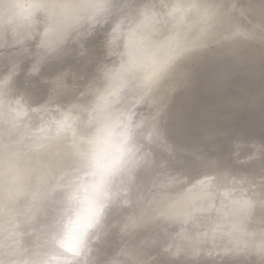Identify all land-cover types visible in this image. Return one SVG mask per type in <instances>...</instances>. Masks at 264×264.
<instances>
[{"label":"bare ground","instance_id":"1","mask_svg":"<svg viewBox=\"0 0 264 264\" xmlns=\"http://www.w3.org/2000/svg\"><path fill=\"white\" fill-rule=\"evenodd\" d=\"M148 2L149 0H123V7L127 4L132 5L130 9L122 12L121 16L124 19L129 17L128 21L131 22L136 16L144 15L148 18L146 25L140 27H135L136 24L129 25L127 39L129 38L130 50L135 34L148 33L151 35L154 31V34L158 35L161 29L157 26L163 24L166 29L168 21L174 17L176 27L171 29L173 31L170 35L180 31L184 24H188L191 29L189 28L183 37H181L182 34L178 35L181 38L177 43L174 41L176 38L172 41L165 39L164 42L167 41L169 47L167 46L165 52L157 55L153 64L148 65L145 75L151 74L157 68H164L166 66L163 64L164 61L169 60L172 54L189 71L184 86L170 92L166 108L164 144L154 152L151 161L137 172L130 197L131 203L125 208L114 211L116 224L109 236L102 241L101 250L104 252L107 244L111 247L116 242V234L119 230L123 234L131 229L126 239L123 236L120 237L119 244L109 254L112 255L114 251L126 246H134L145 264H158L161 260L160 254L165 253L169 258L175 255L177 250L174 238L177 232L184 229L194 230L190 227V220L186 223L183 219V215L189 214L187 209L193 206L196 210H202L206 206L199 207L200 205H209L204 212H209L212 208V210L216 209L217 214H228L229 221L223 225L220 224L223 227L218 231L219 243L216 247L209 250V253L202 254L200 258L193 256L195 259L202 260L198 264L202 262L264 264V192H260L264 187V151H262L264 135L261 133L262 127L259 123L247 134L244 130L245 126H241L239 132L234 130L235 120L243 115L247 114L249 117L258 115V118H264V40L261 39L264 36V0H254L251 6H244L239 0H176V3L174 2L168 8H164L162 4H158L157 8L149 7ZM177 6L182 10L186 7L187 15L184 11L185 14L174 16L173 13ZM192 13L194 17L190 23H187V16ZM87 14L86 11L67 9L54 18L55 22L43 16L38 18L35 38L25 41L24 47L34 52L35 45L40 39L38 33L49 25L56 30L53 38L59 39L60 43L39 74L42 73L39 85L48 89L49 96L43 98L33 95L36 102L49 99L55 91L59 94V99H62L63 104L78 103L79 105V102L87 101L85 98L87 95L92 94L91 90L87 89V83L78 88L81 86L79 82L84 79L85 75L78 74L76 70L79 59H81L76 55L83 54V66L88 67V63L92 65L96 60L93 50L98 51V46L103 45L107 51L100 54V60L104 61L99 66L102 68L106 63V57L109 56L108 50L110 52L116 48L113 47V43H117L118 39L115 41L113 39L112 44L108 42V45H105L100 37H96L99 36L98 32L101 29L85 24L90 17ZM92 16L95 23L101 22L102 18L103 22H108L107 16H109L110 23L121 24V18L117 20L111 15H100V19ZM87 30L92 36L82 40ZM123 30L124 28L120 26L115 28L118 38ZM94 36L95 39L97 38L95 41ZM110 39L111 36H109ZM17 45L13 47V51ZM96 45L98 46L95 47ZM18 46L17 50H21L20 45ZM129 47L122 51L128 52ZM144 47L147 48V46ZM20 59L24 60L21 67L27 70L31 61L24 56ZM167 71L168 69L160 80ZM34 79V77L31 78L35 82ZM183 92L189 96L181 95L178 101H175V94ZM65 98L68 99L64 101ZM194 108L197 109L195 115L191 112ZM246 109L249 112H245ZM231 122L232 124L228 126ZM178 131L183 134L176 135ZM229 132L236 133L233 134L237 137L235 142L233 137L229 138ZM190 137L194 139L193 142L196 145L186 144L184 139ZM225 140L234 142L231 144L233 153L228 160L221 161L219 155L225 149L218 144H222ZM206 141L213 142L209 149L202 145ZM19 148L16 151H18L21 168L36 166L41 173L53 178L70 167L72 162L71 146L67 140L52 142L29 162H27L25 150ZM213 150L216 154L209 155L213 153ZM176 166L179 167L177 171ZM237 172H243L246 177H249L246 190L253 189L250 194L248 191H242L245 189L243 186L238 191L235 189L234 192L239 193L230 191L232 194L222 196L217 208L215 204L218 202L212 201L208 186L212 185L214 190L220 186L226 188L230 183L226 182L224 186L222 177L227 174L228 179H235ZM163 188L174 190L170 193L167 190L166 193L169 194H165V198L155 202L157 194ZM228 188L234 190L231 187ZM170 194L179 196V199H167ZM252 196L253 199H251ZM183 197L189 200L188 204L179 201ZM152 202H155V206ZM176 202L178 204L174 206ZM244 202H247L246 207H242ZM26 203L25 199L20 198L11 209L18 224L16 239L20 252L30 245L35 232L43 223L45 212V207L40 201L33 202L27 208ZM172 206H174L173 210ZM194 211L192 209L191 213ZM233 212L236 213L231 214ZM232 217L235 219L233 220ZM165 218L172 221L167 224ZM176 223L180 224V229L169 235V227L172 230ZM125 224L128 227L122 231ZM159 231L163 233L162 235L168 234L162 238L166 245L160 244L164 246L161 248L156 245L150 250L152 244L158 243L162 236ZM180 254L182 255V252ZM169 258L167 262L165 260L161 264H176V261H180Z\"/></svg>","mask_w":264,"mask_h":264},{"label":"clouds","instance_id":"2","mask_svg":"<svg viewBox=\"0 0 264 264\" xmlns=\"http://www.w3.org/2000/svg\"><path fill=\"white\" fill-rule=\"evenodd\" d=\"M67 9L100 10L117 20L124 11L123 0H0V264H145L134 246L108 255L101 245L115 227L114 211L131 203L137 172L164 144L170 92L184 86L189 70L171 66L129 101L98 90L86 106L62 104L55 91L38 103L31 78L60 41L49 25L38 33L34 52L24 43L35 38L39 17L55 22ZM16 44L21 50L13 51ZM21 56L31 61L27 70ZM57 140L70 143L72 161L59 176L19 166L18 146L34 156ZM20 198L26 208L35 201L45 207L23 252L11 212Z\"/></svg>","mask_w":264,"mask_h":264},{"label":"rangeland","instance_id":"3","mask_svg":"<svg viewBox=\"0 0 264 264\" xmlns=\"http://www.w3.org/2000/svg\"><path fill=\"white\" fill-rule=\"evenodd\" d=\"M239 1L244 6H251V4H253V2H254V0H239ZM174 2L176 3V0H149L147 6L157 8L158 4H162L164 8H168L170 5H173ZM131 6H132L131 4L125 5L124 10L130 9ZM185 9H187V8L184 7V9L182 10L181 7L177 6L173 15L178 16L179 14H183ZM189 10H191V9H189ZM86 12L88 13L87 15H90V17L87 19L88 21H87V23L85 22V24L87 26L92 25L96 29H101L98 32L99 36H96L97 38L100 37V40L105 45H108V42H110L112 44L113 41H115L116 39H118V40H117V43L116 42L113 43V47L114 48L116 47V48L111 50L110 52L108 50L109 56L106 57V61H105L106 63L102 68L99 66L101 64H103L104 61L100 60V56H101L100 54H103L105 51H107L106 48L104 49L103 45L98 44L99 46L98 45L95 46V47L98 46V51L95 49L93 50V54H95L96 60H95V63H93L92 65L88 63V65H89L88 67L83 66V62H82L83 58L82 57L84 55L83 54L80 56L76 55L77 57L81 58V59H79V61H80L79 64L76 63V64H78L77 65L78 69L76 68V70L78 71V74L85 75L84 79L81 82H79V85H81V86H79L78 88L85 86V84L87 83L86 84L87 89H89V91L91 90L90 92L92 93V94L87 95L85 97L87 100L85 103L79 102V105L82 104L80 106L87 104V102H89L92 99L94 93L98 90H103L110 97L122 99L123 101L132 100L133 98L138 96L140 85H142V84L143 85H153V84L159 82L163 73L166 72V69H169L171 66H173L177 63H181V61L179 59H175L173 57V54H172L171 57H169V60L164 61L163 64L166 65V66H164V68L163 67L157 68L151 74L145 75V72L148 68V65L153 64L152 62L155 61L158 54H162L163 52L166 51V47L168 46L167 45L168 39H170L169 41H172L176 38L174 41L177 43L179 41V39L181 37H183L189 31L190 26L188 24H184V27L180 31L177 32L178 34L172 33V35H170V32L173 31L171 29H175V27H176L175 19L173 17V18H171V20L168 21V27H166V29H164L163 24H161L160 26H157V27H159V29H161V33L158 35H156V33L154 34V31L152 33L153 35L152 34L149 35L148 33L147 34L146 33L135 34L134 38H133L134 43L132 44L133 46H132V49L130 50V47L128 46L129 38L127 39L128 35H129V30H128L129 25H135L136 24L135 27H140L141 25H146L147 20H148L147 17H145L144 15L136 16V17L132 18V21L130 22V21H128L130 19L129 17L128 18L126 17L124 19L123 16H120L121 24L117 22V25H116V22L110 23L109 20H111V18H109V16H107L108 22H103L104 21L103 18H102L101 22H99V23L93 22L94 20L91 18V15H93L92 17H94L96 19H97V17L100 19V10L86 11ZM187 13H188V11L186 12V15H187ZM193 17H194L193 13H192V15L187 16L186 22L190 23V20H192ZM175 18H177V17H175ZM91 19H92V21H91ZM141 21H144V23L142 24ZM102 24H103V26H102ZM153 24H154V22H153ZM119 26L122 29L124 28L125 31L123 30L121 33V36L118 38V36L115 32V28H117ZM120 31H121V29H120ZM180 34H182V35L179 38L178 35H180ZM89 36H92V35H89V32L87 30V32H85L84 36L81 39L84 40V39L88 38ZM109 36H111L110 40H109ZM97 38L95 39V36H94L93 40L95 41V40H97ZM165 39L167 40L166 43L164 42ZM12 43H14V42H12ZM16 45H15V47H16ZM94 45H95V42H94ZM144 46H147V48H145ZM18 47L19 46L17 45V48ZM127 47H129V50H128V52L124 53L123 51ZM17 48H14V49L16 51H19V50H17ZM122 49H123V51H122ZM98 60H100V61H98ZM98 63H99V65H98ZM41 77H42V73L39 76H34L35 82L31 80V91H32V94L37 96V97L41 96L43 98L44 97L48 98V96H49L48 89L41 87L39 85ZM74 89L76 90L77 88H74ZM76 92H78V91H76ZM181 95L182 96L183 95L189 96L188 94H186L184 92L182 94L181 93L175 94V97H174L175 101L176 100L178 101V99H179V97H181ZM69 96H68V98H69ZM68 98H65L64 101L67 100ZM60 103H62V99L60 100ZM71 104H74V103H71ZM76 104L78 105V103H76ZM196 108L198 109V107H196ZM197 109H195V108L192 109L191 112L193 113V115H195L197 113ZM245 112H249V110L246 109ZM241 118L235 120V122L237 123V124L235 123V127H234V130L236 129L235 132H239V129L241 126H245L246 129H244V130H245V133L247 134V132H251L252 129L256 126V124L259 123V125H261V127H262L261 133L264 135V118H261V117L258 118V115L249 117V116H247V114L243 115ZM260 120H262V121H260ZM231 124H232V122L228 126H230ZM219 127H222V126H219ZM180 132L181 131H178L176 133V135L181 136V134H183V133H180ZM235 132H232V133L229 132L230 133L229 138L233 137L234 142L237 139L236 135H233V134H236ZM227 138H223V139H227ZM184 140L186 141V144H188L189 146L196 145L193 142L194 139L192 137H190L188 139L185 138ZM234 142H231V140L229 142H227V140H225L222 144H218V145H221L222 147H224V149H225V150H223V152H221V155H219V159H221V161H223V160L226 161L229 159V157L233 153V146H231V144H233ZM212 143L209 141H206L202 145H204V148L209 149V147H211L213 145ZM194 147L196 148V146H194ZM18 148H19V146H18ZM20 148H22V147L20 146ZM213 154H216L214 150H213V153H209V155H213ZM34 156H27V158H28L27 162H29L31 159H34L35 158ZM178 168L179 167L176 166L175 170L177 171ZM232 169H235V168H232ZM221 171H219V172H221ZM168 174H172V173H168ZM57 176H59V175H57ZM224 177L227 179H225ZM224 177H222L224 180L223 185L226 186L225 185L226 182H227V184L230 183L226 188L231 187L234 190H231L229 188L226 190L225 187H221V186L219 188H215L216 190H214L212 185L208 186L209 190L211 192L210 196L212 197V201L216 200L218 202L215 204V206H217V208H218V204L220 203L222 196L225 197L228 195V193H230V194L239 193V192H234V191H235V189H236V191H238V189H240L242 186L245 188L242 191H244V192L248 191V190H246V188L248 186L247 183L249 182V177H246V175L243 172L242 173L237 172L235 177H234L235 179H228L227 174H225ZM233 182H237V183H233ZM219 185H220V183H219ZM252 189L253 188H251L250 191ZM167 190H169V193H170V192H172L171 190H174V189H172V188L161 189L160 193L157 194V197H156L157 199L155 200V202L160 200V199L165 198V194H169V193H166ZM223 190H224V192L226 190V192L224 193ZM230 191H232V193ZM250 191H248L249 192L248 194H250ZM260 192H264V187L261 188ZM176 197H178V198H176ZM253 198L254 197L252 196L251 199H253ZM167 199L178 200L179 196H174V195L170 194L169 198H167ZM179 201L180 202L182 201V203L185 202V204L189 203V200L186 197L181 198ZM155 202L154 203L152 202V205L154 204V206H155ZM177 204L178 203L176 202L174 204V206ZM256 204H258L257 201H256ZM174 206L171 207L172 210H173ZM202 206L207 207L209 205H200L199 207H202ZM205 208H203L202 210H198V209L196 210V208H194L193 206H190L189 209H187V210H189V214L183 215V219L186 221V223H188L190 220V223H191L190 227H192L194 230L187 231L186 229H184L183 231L180 230L179 233L178 232L176 233L175 238H174V240H175L174 244H175V249L177 251H175V255L170 257V258H173L172 260H177V259L180 260V261H176V264H198V262L202 261V260L201 259H195V258H200V256H202V254H205L206 252L209 253L210 252L209 250L216 247L217 246L216 244L219 243L218 231L221 230V228L223 227L222 225L224 223H226V222L228 223V221H229L228 217H227L228 214L227 215L226 214H217L218 210L217 211H216V209L212 210L213 208L211 210L209 209L210 210L209 212H204ZM192 209H194L195 211L191 213ZM201 211H203V212H201ZM160 212H163V211H160ZM234 213H236V212H233L231 214H234ZM162 215H164V214L162 213ZM232 219L234 220L235 218L232 217ZM165 220L167 221V224H169V222L172 221L169 218H165ZM186 223H184V224H186ZM220 224H222V225H220ZM179 226H180V224L176 223L175 225H173L172 230H170V227H169L170 232L168 234L170 235L174 231H176L177 229H180ZM150 227H152V226H150ZM201 227H203V228H201ZM129 230H131V229H129ZM129 230H127L123 234H121L122 232H120V230H119V232L116 234V242L111 247H108V244H107V248L104 250V253L111 255L109 253H112L113 250H115L117 244H119L118 240H120V237L123 236L126 239V236L129 235V233H128ZM143 233L144 232H142V234ZM159 233H160V236L163 234L160 231H159ZM168 234L162 235L159 238L158 243L155 242L152 244V246L150 247V250L153 248V246H156V245H158L159 248L164 247L166 245V242H163L162 238ZM20 240H22V238ZM160 244H162V245L165 244V245L160 246ZM207 244H208V246H206ZM183 245H184V247H183ZM173 251H174V249H173ZM180 252H182V255L180 254ZM150 255H151V253H150ZM164 255H165V253H163L162 255L160 254L159 258H161V260L158 261V264H161L165 260H166L165 262H167V258H169V257L167 255H165V256ZM193 256H195V258ZM186 257H188V258H186ZM172 260H171V262H172ZM211 263L213 264L214 262H211ZM199 264H209V262H202Z\"/></svg>","mask_w":264,"mask_h":264},{"label":"snow or ice","instance_id":"4","mask_svg":"<svg viewBox=\"0 0 264 264\" xmlns=\"http://www.w3.org/2000/svg\"><path fill=\"white\" fill-rule=\"evenodd\" d=\"M262 151H264V149H262ZM247 206V202H244L243 204H242V207H246Z\"/></svg>","mask_w":264,"mask_h":264}]
</instances>
